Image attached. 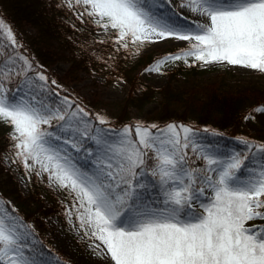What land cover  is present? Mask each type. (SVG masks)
<instances>
[{"label": "snow or ice", "instance_id": "snow-or-ice-1", "mask_svg": "<svg viewBox=\"0 0 264 264\" xmlns=\"http://www.w3.org/2000/svg\"><path fill=\"white\" fill-rule=\"evenodd\" d=\"M75 4L83 8L80 16L115 30L124 48L129 42H191L148 71L192 57L264 73V0H177L199 20L175 11L172 0ZM0 41V123L12 127L15 158L74 195L80 227L106 247L98 255L114 264H264V142L238 138L242 148L221 152L198 143L190 126L175 123L137 122L110 135L113 130L94 127L67 97L52 102L58 94L48 91L42 73L29 75L32 64L16 53L20 45L2 19ZM254 111L264 114V107ZM96 120L107 123L102 116ZM85 145L94 171L69 154ZM197 160L201 167L192 166ZM30 235L0 202V264H47L43 252L29 246Z\"/></svg>", "mask_w": 264, "mask_h": 264}, {"label": "rangeland", "instance_id": "rangeland-1", "mask_svg": "<svg viewBox=\"0 0 264 264\" xmlns=\"http://www.w3.org/2000/svg\"><path fill=\"white\" fill-rule=\"evenodd\" d=\"M58 1L60 4L63 3L65 7L67 17H62L65 22L72 24L86 22L84 24H89L94 29L97 39L110 42L117 53L127 50L128 53L122 55V62L139 80L153 89L160 90L167 86L178 91L195 110H198L206 100L212 98L213 94H216L218 98L226 96L243 97L240 106L243 137L256 142H264V138L261 137L264 136V114L254 111L258 107H264V73L228 65L226 62L209 64L193 62L194 58L192 57L188 58L187 63L183 60H170L163 64L159 71H148L146 69L154 66L157 60L170 53L175 55L178 50L176 48L185 47L184 49H186L191 42L174 39L156 43L146 42L139 51H135V47L132 48V43L129 42L128 48H124L117 42L115 30L111 28L105 30L92 23L87 15L80 16L83 8L76 5L75 0H72L71 7H69V0ZM172 3L175 11L182 12L189 20L200 19L177 7V0H172ZM5 24L10 27L7 22ZM28 31L32 32L31 29ZM129 48L131 49L129 50ZM47 52L50 53V51ZM65 54V57L53 58L45 70L38 69L40 72H37L45 75L48 78L47 82H56L51 85L53 93H57L58 98L54 95L55 97H51L52 102L59 105L60 100L64 97L70 101H73V97L83 100L91 108V111L87 113L91 121L95 120L92 121L93 126L105 130L111 129L113 132L110 135H115V130L124 127H112L115 123V116L119 115V109L122 108V103L127 95L138 93V90H131L129 83L125 80L110 74L109 71V74L102 73L101 69L96 70L91 67L84 69L75 65L76 69L69 73L71 62L68 59L72 60L75 57L78 59L79 56H75L76 52H65ZM22 56L26 57L25 55ZM109 70H111L110 67ZM16 83L18 80H14L8 87L13 88ZM160 99L161 96L157 93L152 101L147 102L140 109L128 107L126 111L128 114L127 123L129 124L126 125L131 126L137 122L145 126L149 125L150 123L146 119L158 110ZM185 110L188 109L185 108ZM91 113L95 114L93 118L90 117ZM124 114L126 115V112ZM97 116L104 117L107 123L100 125L96 121ZM246 116L251 118L245 119ZM55 123L54 121L53 124ZM0 127L4 133L3 135L0 134V139L3 142V145L0 143L3 146V150H0V164L4 170L9 172L14 190L17 196L20 195L18 199H21V203H16L17 198L12 196H7L5 200L13 210H19L22 217L13 214L1 198L0 202L12 216H18L25 225L29 226L31 233L29 246H35L41 250L47 264H114L110 256L101 257L98 255L100 252L106 253V247L102 242L92 237L90 230L80 227L76 209L73 207L74 195L68 189L61 188L51 181L47 173L41 172L40 175H37L38 168L26 170L23 164L15 158L16 149L14 148V141L11 139L13 134L11 125L0 123ZM195 139L205 147H212L221 152L242 148L236 138L222 146L205 143L202 138ZM85 147L87 146H82L79 154L70 148L68 151L79 166L94 171L89 158L85 155ZM189 155L192 154L189 153ZM192 166L201 167L202 161L197 160ZM16 194H14L15 197ZM28 203L33 207L32 210L35 213L28 214V211L23 208ZM38 203L42 204V208L38 207ZM44 207H48V209ZM97 245L100 247L97 248Z\"/></svg>", "mask_w": 264, "mask_h": 264}, {"label": "trees", "instance_id": "trees-1", "mask_svg": "<svg viewBox=\"0 0 264 264\" xmlns=\"http://www.w3.org/2000/svg\"><path fill=\"white\" fill-rule=\"evenodd\" d=\"M66 15L63 3L60 4L58 0H0V19L10 24L16 43L20 45L16 49V53L25 55L32 64L34 71L29 74L35 75L40 72L38 69L45 70L53 58L65 57V52H76L75 56H79L78 59L76 57L72 60L68 59L71 62L69 73L76 69L75 65L84 69L89 67L96 70L101 69L102 73L109 71L110 74L125 80L129 83L131 90H138V93H129L124 99L123 109H119V115L115 116V123L112 127L129 124L127 123L128 114L126 111L128 107L140 109L144 104L152 101L155 94L159 93L161 96L160 107L146 119L150 123L149 125L155 124L158 127H164L170 123L187 125L194 130L195 138H202L205 143L211 145H227L231 139L243 137L240 110L243 97L226 96L218 98L216 94H213L212 98L200 106L201 108L195 110L180 92L167 86L155 90L139 80L122 62V55L128 53L127 50L117 53L110 42L97 39L91 25L84 24L86 22H75V24L65 22L62 17H67ZM28 28L32 32L28 31ZM5 47H7L6 43ZM133 47H135V51L140 50L138 45H132ZM184 48L178 47L176 49L178 52ZM51 82H47L48 91L53 93ZM72 102L74 106L79 105L86 112L91 111L90 106L77 97H73ZM94 116L95 114L91 113L90 117L93 118ZM0 134H4L1 127ZM261 137L264 138V136ZM0 143L3 145L1 139ZM2 147L0 150H3ZM9 178L11 179L9 172L4 170L0 164V198L13 214L22 217L21 212L16 209L13 210L5 200L7 196H12L17 198L16 203H21V199H18L20 195L17 196L12 179ZM38 207L42 208V204L38 203ZM23 208L28 211V214L35 213L29 203Z\"/></svg>", "mask_w": 264, "mask_h": 264}]
</instances>
